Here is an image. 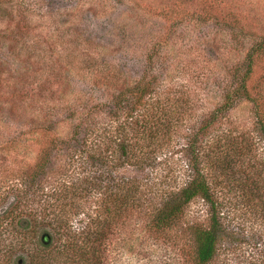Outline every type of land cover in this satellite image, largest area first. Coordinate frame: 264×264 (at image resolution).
Here are the masks:
<instances>
[{
  "label": "trees",
  "instance_id": "obj_1",
  "mask_svg": "<svg viewBox=\"0 0 264 264\" xmlns=\"http://www.w3.org/2000/svg\"><path fill=\"white\" fill-rule=\"evenodd\" d=\"M39 1L0 0L8 29L26 24L23 14ZM49 21L54 27L55 17ZM25 35L20 31L16 42L6 34L12 47L0 55V86L16 82L8 89L14 98L5 101L10 117L0 114V151L36 162L21 172V184L0 179V255L25 246L43 221L30 264H106L116 231L128 219H144L161 236L201 200L208 224L193 230L196 248L189 264H264V160L258 153L264 116L257 108L252 131L224 127L232 105L257 101L246 76L255 54L264 51V39L248 52L246 75L222 105L196 116V101L183 89L149 73L127 84L106 60L90 71V91L101 89V96L80 93L54 105V99L40 97L38 87L30 93L28 74L16 78L9 68V56L28 49ZM184 173L187 178H180ZM234 212L238 216L232 218ZM82 214L86 225L75 227L73 217ZM23 261L13 264L28 263Z\"/></svg>",
  "mask_w": 264,
  "mask_h": 264
},
{
  "label": "rangeland",
  "instance_id": "obj_2",
  "mask_svg": "<svg viewBox=\"0 0 264 264\" xmlns=\"http://www.w3.org/2000/svg\"><path fill=\"white\" fill-rule=\"evenodd\" d=\"M52 16L54 27L49 21ZM23 17L27 23L19 22L13 31L8 29V14L0 13V34L4 36L0 55L9 54L12 47L4 39L6 34L17 42L19 32L25 31L28 49L22 56L20 51L18 56H9V68L16 78L19 73L28 74L30 93L38 87L40 97L54 99V105L72 101L80 93L101 96V89L90 91L94 85L90 71L106 60L123 72L127 84L149 73L169 82L176 91L183 89L196 101L193 115L202 116L222 105L244 78L248 52L264 39V0H41ZM7 68L4 63L3 69ZM249 71L247 86L257 101L232 105L224 114L225 128L252 131L257 108L264 116V51L255 54ZM11 85L16 82L0 86V114L6 117L10 114L5 101L14 98L8 91ZM258 153L264 160V140ZM20 159L11 151H0V179L21 184L19 175L33 170L36 160ZM177 161L174 158L178 168ZM119 177L114 173L113 178ZM180 178L187 177L184 173ZM208 216L207 205L194 201L181 222L161 236L153 235L144 219H128L116 231L106 264H189L196 248L193 230L206 227ZM41 222L39 227L44 226ZM85 222L84 214L73 217L75 227ZM38 226L25 246L2 250L3 264L21 259L30 264L38 251Z\"/></svg>",
  "mask_w": 264,
  "mask_h": 264
}]
</instances>
